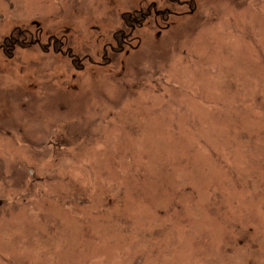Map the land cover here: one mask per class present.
<instances>
[{
  "label": "rangeland",
  "instance_id": "374dc122",
  "mask_svg": "<svg viewBox=\"0 0 264 264\" xmlns=\"http://www.w3.org/2000/svg\"><path fill=\"white\" fill-rule=\"evenodd\" d=\"M168 1L0 0V264H264V0Z\"/></svg>",
  "mask_w": 264,
  "mask_h": 264
},
{
  "label": "flooded vegetation",
  "instance_id": "af4514ba",
  "mask_svg": "<svg viewBox=\"0 0 264 264\" xmlns=\"http://www.w3.org/2000/svg\"><path fill=\"white\" fill-rule=\"evenodd\" d=\"M165 5L170 6V8L159 9L158 4L152 2L150 5L146 6L140 11L138 10L134 13L131 12L125 13L123 15V27L119 31L114 32L111 39L113 40L114 43L112 44L110 42L108 44L111 55L108 53V51L102 54V59L104 61L103 63L105 64V62H107L108 64H112V61H115L119 56H122L121 54H124L125 57L128 56L131 50L138 47L139 45L138 40L140 39V37L137 35V32L145 28V26L147 28L148 27L158 28L161 22L167 25V23L170 21V17L173 16V14L175 13L173 9L176 6V2L175 0H170L167 3H165ZM186 5L188 6L187 2L181 4L180 6L182 7ZM160 34L161 32H159L157 36H159ZM62 40L63 39L55 38L54 40L51 41V44H54L56 46L63 44ZM133 42L136 43L138 42V45L136 47H133L135 46L133 45ZM1 49L3 50L4 53L6 52L4 50L6 49L5 47L1 46ZM68 49L71 50V48ZM61 53L62 52L60 51L59 54ZM71 55L73 56L72 52H70V56ZM71 59L75 60V58H71Z\"/></svg>",
  "mask_w": 264,
  "mask_h": 264
},
{
  "label": "trees",
  "instance_id": "16d2710c",
  "mask_svg": "<svg viewBox=\"0 0 264 264\" xmlns=\"http://www.w3.org/2000/svg\"><path fill=\"white\" fill-rule=\"evenodd\" d=\"M78 205V204H77Z\"/></svg>",
  "mask_w": 264,
  "mask_h": 264
}]
</instances>
